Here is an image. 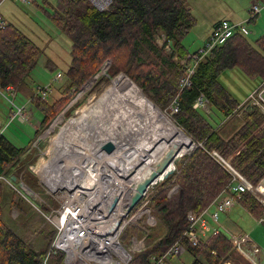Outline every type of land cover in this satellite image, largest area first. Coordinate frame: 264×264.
Segmentation results:
<instances>
[{"label": "trees", "instance_id": "16d2710c", "mask_svg": "<svg viewBox=\"0 0 264 264\" xmlns=\"http://www.w3.org/2000/svg\"><path fill=\"white\" fill-rule=\"evenodd\" d=\"M58 3L59 6L51 7V12L43 11L71 42L65 84L60 98L53 103L35 95L30 98L41 121L25 147H16L0 134V176L12 185L11 177H15L16 185L22 182L31 191L42 193L37 178L29 170L38 157L33 149L26 153L28 148L104 64L110 62L109 77L123 73L160 110L167 109L178 96L179 111L173 116L174 122L197 146L181 158L174 174L155 186L148 196V206L156 218V225L145 227L138 221L124 230L122 241L136 232L148 242L142 252L132 256L129 264H150L153 257L164 254L187 229V214L201 213L230 182V173L212 152L239 171L264 196V114L258 107L243 112L241 104L218 81L224 71L238 69L250 80H259L258 90H262L264 35L250 43L246 36L235 34L223 45L215 47L196 66L190 85L180 90L184 68L164 55L156 45L155 37L163 32L177 49L179 60L189 55L181 41L195 20L185 0H110L107 9L102 11L89 0H58ZM43 4L46 7L47 0H43ZM41 53L42 50L16 25L6 23L0 29V90L11 86L17 92L22 88ZM46 66L50 71L54 70L51 61ZM200 95L208 101L209 114L193 108ZM237 111L241 112L242 125L229 137L221 136L220 129L210 122L214 121V114L229 120ZM18 199L14 206L20 210L21 217V203L25 198L20 196ZM47 199L48 202L37 207L43 215L58 208V205L56 208L50 205L54 200L52 197ZM237 202L256 220L263 219L264 206L250 193L242 194ZM136 211L137 208L129 217ZM2 220L0 210V264H44V261L46 264H63V252L50 253L47 257L56 235L53 226L39 231L42 239L36 245L24 241ZM234 253L223 233L210 236L201 248L185 244V254L192 258L189 264H237Z\"/></svg>", "mask_w": 264, "mask_h": 264}, {"label": "rangeland", "instance_id": "374dc122", "mask_svg": "<svg viewBox=\"0 0 264 264\" xmlns=\"http://www.w3.org/2000/svg\"><path fill=\"white\" fill-rule=\"evenodd\" d=\"M32 1L33 3L31 5L26 6L15 3L12 0H6L0 3V18L3 19L6 23H12L16 25L30 40H32L42 50L36 67L29 75L25 85L15 93V97L9 95L7 92L0 91V134H3L10 140L11 143H13L18 148L25 147L27 143L31 139H33L35 130L32 124H36V121H39L40 123L41 116L39 113L34 112L35 120L31 125L29 124V122L20 123L17 120L10 122L9 109L11 108V104L7 99L11 100L15 105L26 104L30 97L35 95L37 88H45L51 84V93H49V95L47 96L46 101L49 103H53L54 101L58 100L60 98L61 88L65 84L64 74L67 71L71 60L70 40L55 28V26L50 22L47 15L43 11L44 9L48 12H51V7L59 6L58 0H47L48 5L46 7L43 4V0ZM207 2L210 4V7L208 8L204 6ZM90 3L97 9L102 10L107 9L108 6H106L105 3H103V1L101 0L96 2L90 1ZM217 3H220V1L189 0V12L195 22L191 26L189 32L183 37L181 41V44L185 47V49H187L189 55L196 53L205 46L206 42L204 43V41L206 40V37L209 33V29L211 26L210 22L215 19V16H220L221 14L227 12L226 8L221 7L220 10L222 11H218L219 5ZM223 9L225 11H223ZM262 14H264V11L262 12ZM246 28L249 32L246 38L250 43H252L264 34V21L263 25L246 24ZM155 43L159 49L163 50L164 55L171 58L173 63L183 67V63L181 61L183 59L179 60V58H174L177 55L176 48H174L173 53L169 52L170 49L167 50L160 45L157 39V35L155 37ZM48 61H51L54 64L53 71H50L47 68L46 64ZM107 63L108 62L104 64L102 69L96 74V76L92 78L89 84L84 86L83 89L76 94L74 99L67 104L66 108H64L60 112V114L58 115V118L60 119L58 120L57 118L56 121L52 122L53 124L50 126V128H48L47 130H43L40 133V156L38 157L39 159L36 161V163L32 166L33 172H31L33 176L37 178L39 182L38 185L40 186L42 193L40 194L34 192V195L29 196L27 194V196L24 191L18 188V185H16L14 182L13 186L15 185L16 187H12L8 183H0V210L2 213V221L8 228L12 229L19 237H21L26 242H31L38 245L42 239L39 231L48 229L49 226H53L51 218H49L48 215L41 214L37 207H40L41 205L48 202V196L52 197V199L57 202L56 198L64 196V194L66 193L65 191L67 190L66 188H69L72 184H74L73 179L69 175L61 173L56 162V159L61 154V151L63 149V143L60 140L61 129L71 118L76 117L77 115H82L85 110H87L89 106L94 103L98 93L101 91V88L103 89L117 76H125L123 73H120L113 78L109 77L107 75V71H105V69L107 68ZM58 72L63 75L61 81L58 83H52L54 76ZM105 72L106 74H104ZM218 81L229 91V93L235 100L243 104L250 97V95L260 87L261 84L259 80H250L238 69L224 71L220 74ZM139 90L141 91L144 98L149 101L143 94L142 90ZM262 97L264 100V94L262 95ZM150 104L152 105L151 102ZM243 104H241L240 107ZM29 107L32 108V105L29 104ZM157 109L180 130V133L183 132V130L174 122L173 116H171L168 112V108L165 110H160L159 108ZM220 119L221 117H218V119L217 117H215L214 121L210 122L218 130L220 129L219 134L221 136L226 137V128H232V134L236 131V124L233 125V122H235L236 120L235 117L229 120H225L224 118H222V120ZM236 122L239 121L236 120ZM190 146L192 147V144L189 142L186 146L183 147V152L189 150L191 148ZM196 147L197 146H193L192 150H194ZM164 152L165 150L162 152V154ZM39 162L41 164L43 163L44 166H42V168L36 166ZM154 163L155 161L151 165L152 168L154 167ZM70 180H72L73 182H71ZM17 189L20 190L24 196L26 195L24 197L25 199L23 198L24 202L21 203V217H19L20 210L14 206V204L19 200L18 198L20 197L15 192V190ZM148 192V195H150L152 189H149ZM73 193L75 192H68V196L72 195ZM262 198L264 199V196H262ZM54 200L51 201L50 205L56 208L58 202L56 203L54 202ZM259 200L264 203V201L260 198ZM141 205H143V202H141L140 206ZM237 206L240 205L235 204V208ZM233 209L234 207L231 210ZM231 220H233L234 222L236 221L235 223L239 225V227H249L251 233L256 230L253 233L252 237L259 240V242L255 240L256 243H254L257 246L259 244L264 245V222H260L261 219H252L243 211H240V209L237 207L232 211V213H229L227 215H220V223H222L229 230V226L234 229L230 225L232 224ZM142 221L143 218H141V221H139L141 225ZM137 222H132L131 224H136ZM225 223H227L229 226ZM132 237L140 240L143 239L140 238L136 232L132 234ZM147 243V240L144 239L145 246ZM233 249L235 251V253L233 254V258L237 264H250L252 262L249 261L246 255L239 252L235 248ZM191 260L192 258L190 255L183 253L181 258L177 260V264H189Z\"/></svg>", "mask_w": 264, "mask_h": 264}, {"label": "built area", "instance_id": "2783aa9c", "mask_svg": "<svg viewBox=\"0 0 264 264\" xmlns=\"http://www.w3.org/2000/svg\"><path fill=\"white\" fill-rule=\"evenodd\" d=\"M12 1L24 6L33 3L32 0ZM89 1L96 2L99 0ZM101 1H103L106 6L110 4V0ZM263 8L264 3L262 5L257 2L252 3L248 9V21L255 19ZM99 10L102 11V9ZM5 25L6 22L0 18V29L4 28ZM235 34H241L243 36L249 34L246 28V22L231 23L226 20L220 21L211 32L205 46L191 56L188 55L181 60L184 68V76L180 80V90L190 85V77L193 75L196 66L208 56L210 51L226 43ZM157 39L161 46L167 50L170 49L169 52H174L172 43L166 38L165 34H157ZM174 58L178 59L177 55ZM62 77L63 75L58 72L54 76L52 83L60 82ZM0 91L7 92L9 95L15 97V92L11 86ZM263 92L264 88L260 91L258 89L254 91L241 106L242 111L248 112L253 109V107H258L264 114ZM49 93H51V84L45 88H37L35 96L46 101ZM177 97L178 96L174 98L168 107V112L171 116L176 115L179 111ZM7 100L10 102L12 108L9 114L10 122L16 120L20 123L28 122V106L30 100L23 105H15L11 100ZM207 106L208 101L203 95H200L193 104L194 109H199L203 112H206ZM235 115L240 117L241 112L237 111ZM212 155L228 170L231 175L230 182L201 213L196 214L194 212H189L187 214L188 227L182 237L176 240L164 254L159 257H153L150 264H177V260L185 253V244L194 248H201L210 236L219 233L226 235L233 248L246 255L254 264H257L255 259L256 256L261 254V248L251 241L247 233L238 234L226 228L220 223V215L229 213L231 209L235 207V204H237L240 196L244 193H250L263 206L264 203L255 195L256 187L252 186L239 171L225 162L216 152H212ZM32 168V166L31 168L29 167V170L33 172ZM0 182L8 183L14 187L8 179L3 176H0ZM17 190L15 191L22 198L27 195L26 191L23 190L26 194L24 196L21 191ZM174 190L175 188L172 189L170 193H173ZM148 191L143 195L136 207L137 211L131 217H129L130 214L128 216L126 215V208L130 202L124 207L123 214L117 215L115 211L118 204L111 213H109L108 210L107 213L104 209L102 210L93 205V198H95V196L91 197L87 194L77 195L73 193L70 196L57 197L58 208L50 210L48 214L56 230V235L47 257L50 253L60 251L64 253L63 264H129L134 254L140 253L145 249V238L143 237V239L140 240L131 236L128 240L121 241L126 227L132 222L141 221V218H143L142 223L145 227H154L156 225V218L153 211L148 206ZM32 195H34V192ZM141 202H143V205L140 206ZM119 220H121L120 225L116 231L112 233L114 223ZM260 222H264V218L261 219ZM44 264H46V261H44ZM223 264L231 263L226 262Z\"/></svg>", "mask_w": 264, "mask_h": 264}, {"label": "bare ground", "instance_id": "6f19581e", "mask_svg": "<svg viewBox=\"0 0 264 264\" xmlns=\"http://www.w3.org/2000/svg\"><path fill=\"white\" fill-rule=\"evenodd\" d=\"M60 140L63 149L56 162L75 184L66 188L64 196L72 191L95 196L93 205L107 212L114 193L122 190L117 215L123 214L137 185L155 171L160 160L171 150L180 160L190 142L123 75L101 88L82 115L67 122ZM255 195L264 201L256 189Z\"/></svg>", "mask_w": 264, "mask_h": 264}, {"label": "crops", "instance_id": "0c3cea01", "mask_svg": "<svg viewBox=\"0 0 264 264\" xmlns=\"http://www.w3.org/2000/svg\"><path fill=\"white\" fill-rule=\"evenodd\" d=\"M217 1V0H216ZM220 1V3H217L218 5H219V9H218V11H222V10H220V7L221 8H226V11L227 12H225V13H223V14H221L220 16H218V15H216L215 16V19H213L211 22H210V24H211V26H210V29H209V33H208V35H207V37H206V40L208 39V37L210 36V34H211V32L213 31V29L215 28V26L220 22V21H223V20H226V21H229V22H231V23H240V22H246V24H261V25H263V21H264V14H262V12L264 11V8L261 10V12H260V14L255 18V19H253V20H250V21H248L249 20V12H248V9H249V7H250V5L252 4V3H254V2H257L258 4H263L264 3V0H219ZM185 2H186V5H187V7H188V9L190 10V8H189V6H190V4H189V0H185ZM189 4V5H188ZM203 5V4H202ZM205 7H210V4L207 2L205 5H204ZM203 6V7H204ZM240 9H239V8ZM215 10V9H214ZM223 11H225L224 9H223ZM248 21V22H247ZM159 33H163V32H159ZM158 33V34H159ZM164 34V33H163ZM264 35V34H263ZM262 36V35H261ZM206 40L204 41V43L206 42ZM260 86H261V84H260ZM16 93V92H15ZM263 94H264V92H263ZM32 97V96H31ZM30 97V98H31ZM30 100V99H29ZM28 100V101H29ZM237 101V100H236ZM238 102V101H237ZM239 103V102H238ZM30 105H32V102L30 101V103H29ZM240 104H243V103H240ZM28 108H29V115H28V122H29V124L31 125L32 124V122H34V120H35V114H34V112H37L36 110H35V108L33 107V105H32V108L31 107H29L28 106ZM33 109V110H32ZM38 113V112H37ZM204 113L205 114H209L210 113V109H209V106H207V108H206V112L204 111ZM9 114H10V111H9ZM215 116H213V118H215V117H217V119H218V117L220 118L221 117V119L220 120H222V116L220 115V114H214ZM233 117H235V119L236 120H238L239 122H236V120H235V122H233V125H235L236 124V129L235 130H237L241 125H242V120H241V118H239V117H236V116H233ZM39 121L37 122L36 121V124H32L33 125V128H34V130L35 131H37L38 129H39ZM232 128H226L225 129V135H226V137L225 138H227V137H229L230 135H232ZM34 134H35V132H34ZM40 135V134H39ZM39 135L36 137V139H35V141L33 142V144L31 145V147L30 148H28V150H27V152L26 153H28L29 152V150L30 149H33V151H34V154L37 156V157H39L40 156V154H39ZM33 137H34V135H33ZM39 159V158H38ZM37 159V160H38ZM31 167V166H30ZM37 182H38V180H37ZM38 184H39V182H38ZM17 185H18V183H17ZM237 204H238V202H237ZM239 209H240V211H243L246 215H248L250 218H252V219H255L251 214H249L245 209H243L242 207H240V206H237ZM236 207V208H237ZM235 207H234V209H236ZM233 209V210H234ZM233 210H231L229 213H232V211ZM229 213H227V214H229ZM227 214H224V215H227ZM256 220V219H255ZM236 222V221H235ZM233 220H231V223L232 224H230L234 229H232L227 223H225V224H227L228 226H229V228H230V230L231 231H233V232H235V233H238V234H245V233H247L248 235H249V237H250V239H251V241L254 243H256V241H258L259 242V240H257V239H255V238H253L252 237V235H253V233L256 231H254L253 233H251L250 232V228L249 227H247V228H242V227H239V225H237L236 223H235ZM141 238V237H140ZM143 238V237H142ZM256 240V241H255ZM254 243V244H255ZM256 245V244H255ZM258 246H260V248H261V250H262V252H261V254H259L258 256H256V259H255V261H256V263L257 264H264V249H262V248H264V245L262 244V245H258ZM250 261V260H249ZM248 261V262H249ZM251 262V261H250ZM249 262V263H250ZM230 263V262H229ZM250 264H253L252 262L250 263Z\"/></svg>", "mask_w": 264, "mask_h": 264}, {"label": "water", "instance_id": "95a60500", "mask_svg": "<svg viewBox=\"0 0 264 264\" xmlns=\"http://www.w3.org/2000/svg\"><path fill=\"white\" fill-rule=\"evenodd\" d=\"M106 65H107V68L105 69V71H107V69L109 68L110 62H108ZM104 74H106V72ZM91 80H89L86 85H88ZM56 119L54 121H56ZM50 126H49V128H50ZM193 146H195V143L192 141V147ZM192 147L187 151V153L185 155H187V154H189L191 152ZM179 161L180 160H177V152L175 150L169 151L166 154V156L160 160V162L158 163V166L155 169V171H153L145 180H143L141 183H139L137 185L136 190H135V193L132 195V197L130 199V203H129V205L126 208V215L127 216L137 207V205L141 201L143 195L149 189L155 188V186H157L160 182H162L167 177H169V176H171V175L174 174L175 169H176L175 168V165H177ZM171 166H173V168H170ZM15 180H16L15 177H11V181L12 182L15 183L16 182ZM18 188L26 191L29 196H31L33 194V192L24 183H22V182H19L18 183ZM122 195H123L122 190H117L114 193V195L112 196V198L110 200V205L108 207V212L109 213H111L113 211V209L116 207V205L120 201ZM120 223H121V220L116 221L114 223V226H113V229H112V233H114L116 231V229L118 228V226L120 225Z\"/></svg>", "mask_w": 264, "mask_h": 264}]
</instances>
